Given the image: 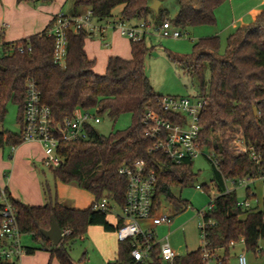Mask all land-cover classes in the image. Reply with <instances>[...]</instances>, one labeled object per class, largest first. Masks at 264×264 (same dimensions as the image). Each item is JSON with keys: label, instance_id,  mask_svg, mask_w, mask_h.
<instances>
[{"label": "trees", "instance_id": "16d2710c", "mask_svg": "<svg viewBox=\"0 0 264 264\" xmlns=\"http://www.w3.org/2000/svg\"><path fill=\"white\" fill-rule=\"evenodd\" d=\"M17 1L49 4L54 0ZM226 1L177 0L179 11L176 17L171 19L168 11L160 8L155 22L159 24L169 18L174 27L184 31L214 25L216 10ZM153 3L151 0H75L73 16L82 15L79 9L89 8L95 21L100 23L113 18L114 9L123 6L120 16L123 21H150L154 13L151 9ZM53 22L41 34L14 43H6L1 33L0 124L7 113V106L16 104L21 129L18 134L0 130V152L6 147L18 148L24 144L22 127L26 84L33 80L41 92L42 103L50 107L56 122L72 117L77 109L107 114L114 122L125 115L132 116V125L127 130L105 137L90 127L88 140L60 144L57 152L63 163L59 168L51 169L56 181L75 183L92 194L95 202L107 198L122 210L127 179L120 174V169L143 161L146 169L157 177L154 212L160 209L162 197L176 213L185 211L188 202L175 197L172 188L187 187L193 179V160L175 165L163 152L151 151L154 142L145 136L147 126L144 118L150 111L161 113L157 99L162 97L155 94L146 74L150 41H130L131 59L110 57L105 73L100 75L94 71L96 61L91 60L85 50L86 40L94 36L70 30L66 66L63 68L54 62L55 38L47 34ZM20 46L31 47V51L8 53L10 48ZM220 49V38L212 36L195 42L189 56L169 57L189 76L197 79L198 98L206 101L200 116L201 142L218 160V168L213 165V182L217 191L222 193L206 216L207 222L213 220L215 223L206 228L207 249L216 258V264H229L232 242L244 240L246 251L257 256L264 254L260 246L264 241V212L239 206L237 191L224 193L225 180L264 176V9L252 24L237 29L227 38L224 55L220 54ZM208 72L209 78L206 77ZM162 116L174 122L172 116ZM238 137L261 155L258 164L251 160L249 154L237 152L233 142ZM203 188L209 193L208 186ZM45 194L43 207L25 205L16 200L12 204L21 234L31 236L41 250L50 252L60 264H74L72 248L86 237L90 227L98 226L105 232L116 233L123 224L118 219L117 225H112L108 221L111 213L95 211L93 204L84 210L71 209L61 205L56 193L49 188L45 189ZM245 198L255 199L250 187L246 189ZM53 219L60 229L70 231L57 247L41 234L51 228ZM25 249L27 255L38 250L37 247ZM132 249L131 241H119L117 259L109 264H132ZM218 251H223V256H218ZM202 253L201 247L177 258L175 264H203ZM0 264L9 263L0 258ZM143 264H165L160 246L151 250L150 259Z\"/></svg>", "mask_w": 264, "mask_h": 264}, {"label": "built area", "instance_id": "2783aa9c", "mask_svg": "<svg viewBox=\"0 0 264 264\" xmlns=\"http://www.w3.org/2000/svg\"><path fill=\"white\" fill-rule=\"evenodd\" d=\"M91 11L80 16H67L59 14L54 18V22L48 31V36L55 38L54 62L60 67L66 66L68 55L67 35L70 30L75 33L84 31L90 36L101 35L106 30L117 31L120 35L131 42L138 43L150 41L153 37L180 39L183 33L174 27L169 20L157 24L152 21H140L133 25L119 19L117 21L107 20L104 26L96 25ZM15 51L21 54L31 51V47L10 48L9 54ZM161 113L150 111L144 118L147 126L146 138L154 142L151 151L163 152L175 165H182L188 160H195L203 154L204 146L201 142L200 116L203 113L206 101L203 98L192 99L189 97L162 96L157 99ZM162 114L170 115L174 118L171 122L164 118ZM98 111H84L77 109L72 117L66 118L63 122H56L53 118L50 107L44 105L41 100V92L33 80L26 84V98L24 103V117L22 127V138L24 144L36 143L43 150V166L49 169L59 168L63 159L57 150L60 144L88 140V129L101 124ZM238 153L249 154L252 161L257 164L261 155L257 154L253 147L246 145L242 138H236L233 142ZM16 147H12L14 151ZM208 159L218 168V160L215 154L210 151ZM120 174L127 179V189L125 195V206L121 210L122 215L117 216L123 221L117 235L119 241H131L132 264H143L150 259L151 250L155 246H160L161 257L165 264H175L178 254L171 248L169 237H165L162 242H157L155 235L145 230L141 222L152 220L155 225L172 223L171 216H157L154 212V197L157 186V177L154 172L148 171L143 161H137L131 166H123ZM259 179L264 180V176ZM251 177L241 180H225L224 193L237 191L239 188L245 190L254 181ZM199 190L204 188L199 186ZM208 208L199 213L201 222L199 231L203 240V264H216V258L207 249L208 225H214L213 220L206 221L207 213L213 210L214 201L222 193L217 191ZM12 196L7 186L0 185V258L9 264H20L26 255V249L22 244V234L19 229L17 215L15 213ZM240 200L239 206L244 209H256L264 212V202L261 204L254 199ZM93 210L110 212L113 205L107 198H103L93 203ZM70 231H64V237ZM245 246L244 240L240 241ZM238 243L232 242L230 248H234ZM239 264H248L244 253L239 255Z\"/></svg>", "mask_w": 264, "mask_h": 264}, {"label": "rangeland", "instance_id": "374dc122", "mask_svg": "<svg viewBox=\"0 0 264 264\" xmlns=\"http://www.w3.org/2000/svg\"><path fill=\"white\" fill-rule=\"evenodd\" d=\"M62 1L63 0H54L49 4H54L55 6H60L61 4L64 14L72 13L75 0ZM151 1L160 2L162 10H167L171 19H174L179 11L177 0ZM228 6H230L229 0L216 10V23L214 25L200 26L186 31L179 29V31L183 33V37L180 39L161 38L159 36H155L151 39L148 43L150 51L146 57V74L155 94L171 97H189L192 99H196L200 96L197 79L189 76L179 64L171 61L169 56H189L193 53L195 42L212 36H218L220 38V54L224 55L227 46V38L236 31L233 28L227 29L228 26H231L235 17ZM122 10L123 6H118L114 9L113 18L110 20H119ZM156 18L157 14L154 12L152 14V20L150 21L155 22ZM165 20L170 19L167 18ZM94 22L99 26H104L106 24V21L100 23ZM129 24H131V22H129ZM117 34L120 36L119 33ZM97 36L99 35H95L93 38L90 37L87 40L93 39L91 41H95L97 40L96 38H98ZM206 77L209 78V72L206 74ZM18 113V106L16 104H9L4 120L0 124V130L18 134L21 129L18 121ZM100 118L102 121L101 124L95 125L94 128L99 135L105 137L118 131L127 130L132 125L131 115H125L117 122L112 121L107 114L100 115ZM25 145H22L24 147H20L23 148L22 151L28 152L31 157L24 160L26 162L20 167L17 179L15 177L9 186L12 199L24 202L36 199L40 195L46 198L45 189L49 188L51 192L55 193L56 185L59 184V182L53 178L51 169L42 164V155L44 154L42 148L40 146ZM11 153V149L7 147L1 151L0 163L4 162V164H7L11 162L8 157ZM209 153L210 150L204 148L203 154L193 161V179L189 182L187 187L172 188V193L175 197L188 202L189 206L185 211L176 213L166 199L163 197L161 198V206L157 216L169 215L171 216L172 223L170 225H159L155 230V239L157 242H162L163 239L169 235L171 248L181 257L195 252L203 246V240L199 231V223L201 222L199 213L206 210L211 200L218 194L215 183L213 182L214 166L207 157ZM1 173L9 175V170L5 168L2 171L0 167V174ZM3 183L4 182H0V184H2L1 186L5 185ZM199 186H208L210 188L209 193L205 191V189L199 190ZM250 188L259 199L264 198L263 179L254 181V183L250 185ZM237 193L240 200L246 199V190L244 188L237 189ZM252 203H254V200H252ZM121 215V209L117 206H113V211L108 218L114 222L117 216ZM22 241L26 246L34 245V247L38 248L34 254L29 255V258H32V256L34 257V261H26L27 264L50 263V252L41 250L40 245L35 244L29 235H23ZM263 242L264 241L260 243V246ZM242 253L245 254L248 264H264V254L257 256L252 252H248L245 246L240 242L233 249L231 248L229 264H239L238 258ZM71 258L74 264H107L97 247L96 238L90 237L88 234L83 240H79L74 244L71 251ZM52 264L60 263L56 258H53Z\"/></svg>", "mask_w": 264, "mask_h": 264}, {"label": "crops", "instance_id": "0c3cea01", "mask_svg": "<svg viewBox=\"0 0 264 264\" xmlns=\"http://www.w3.org/2000/svg\"><path fill=\"white\" fill-rule=\"evenodd\" d=\"M229 2L230 6L228 7H230V11L234 13L235 17L233 22L231 23V26H228L227 29L233 28L237 30L241 27L252 24L264 9V0H229ZM89 11V8L79 9V13L82 15ZM59 14H64L61 4L60 6H55L54 4L50 5L35 3L33 1L18 2L17 0H0V41L2 32L3 40L6 43H14L26 40L31 36L41 34L50 26L54 18ZM65 15L73 16L74 6L73 12L67 13ZM139 22L140 21H132L131 24L134 23L133 25H135ZM117 33L119 32L108 29L101 35L97 36V40L91 41L93 40L91 39L86 41L85 50L88 57L91 60L96 61L94 71L97 74L102 75L105 73L107 63L110 57H121L127 60L131 59V43L121 35L119 36ZM26 145L40 146L36 143H29ZM22 147H20L19 150V147L16 148L14 151L11 150L12 153L8 156L9 161L11 162L7 164H4V162L0 163L2 171L5 168L9 170V175H7L6 173L0 174V182H4L3 184H5L4 186L8 187V190L15 177L17 179L20 167L22 166V164L24 165V162H26L24 160L31 157L28 152L22 151ZM43 158L44 154L42 155V160ZM55 193L57 195L59 203L71 209H88L95 202V197L92 194L79 188V186L75 183L64 184L59 182V184L56 185ZM11 194L12 193H10V195ZM253 195L255 196V200H257L259 203L262 204L264 202V198L259 199L256 194L253 193ZM16 201L20 200L16 199ZM20 202L33 207H43L46 204V198H43V196L40 195L36 199L29 200L26 202ZM108 221L112 225H117L118 218H116L114 222L108 218ZM141 225L145 230L152 232L154 235L155 230L159 226L155 225L152 220H144L141 222ZM88 235L90 237L96 238L97 247L107 264L114 263L117 259L119 244L117 232L108 233L105 232L102 227L92 226L88 229ZM30 238L33 241L31 236ZM23 246L24 248H35L34 245L26 246L23 244ZM261 246V248L263 249L264 242L261 244ZM217 255L223 256V251H218ZM180 257L181 256L178 255V258ZM26 261L33 262L34 257L32 256V258H29V255L26 254L22 258L20 264H27ZM52 261L53 258L51 257L49 264H52Z\"/></svg>", "mask_w": 264, "mask_h": 264}, {"label": "water", "instance_id": "95a60500", "mask_svg": "<svg viewBox=\"0 0 264 264\" xmlns=\"http://www.w3.org/2000/svg\"><path fill=\"white\" fill-rule=\"evenodd\" d=\"M161 3L160 2H154L151 6V9L155 12L158 13L160 9ZM255 115H257V110H254ZM64 231L60 229V227L57 225L56 221L53 219L52 220V226L49 230L42 231L41 234L43 238L50 242L54 247H57L60 245V243L64 239L63 235Z\"/></svg>", "mask_w": 264, "mask_h": 264}]
</instances>
